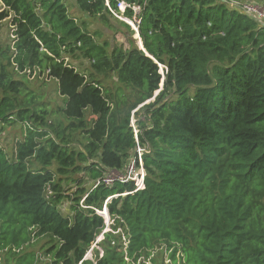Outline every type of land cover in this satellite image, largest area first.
<instances>
[{
    "label": "trees",
    "instance_id": "16d2710c",
    "mask_svg": "<svg viewBox=\"0 0 264 264\" xmlns=\"http://www.w3.org/2000/svg\"><path fill=\"white\" fill-rule=\"evenodd\" d=\"M105 1L75 6L104 24L112 18L124 25L127 48L96 42L63 0H2L0 20L11 17L13 27L11 66L47 71L68 123L53 129L48 111L34 108L23 82L0 63V129L24 124L12 159L0 147V251L13 264H34V252L19 255L33 236L48 240L45 264H157L161 256L167 264H264V26L219 0H124L140 7L138 33L150 58ZM107 1L119 11V0ZM242 1L264 9V0ZM123 15L131 18L132 9ZM75 53L93 73L114 74L133 100L106 93L67 63L65 55ZM77 130L85 138L81 150L70 147ZM136 144L145 149L144 187L105 203L133 190L132 182L101 179L122 170ZM29 158L40 168L30 169ZM53 163L61 175L84 172L92 185L79 180L64 194L48 168ZM63 199L70 214L59 208ZM104 205L108 225L96 212Z\"/></svg>",
    "mask_w": 264,
    "mask_h": 264
},
{
    "label": "rangeland",
    "instance_id": "374dc122",
    "mask_svg": "<svg viewBox=\"0 0 264 264\" xmlns=\"http://www.w3.org/2000/svg\"><path fill=\"white\" fill-rule=\"evenodd\" d=\"M67 7V13L69 16L75 18L76 22L83 28V30L90 33L94 40L99 43H109L111 45L121 46L127 48L129 46V30L118 21L110 19V24H104L101 20L89 17L81 12H79L75 6V0H63ZM4 5L2 0H0V11H2ZM11 17L0 20V63H2L5 68L8 70L11 77L15 80H20L25 86V94H31L34 97V101L38 102V106L34 108L46 109L48 111V122L52 124V128L55 129L59 122L62 124L68 123V121L63 117L59 108L64 105V98L60 96L57 92L56 81L47 76V71L44 69L36 67L34 71H25V73H20V71L14 69L11 66V50L13 46V27L11 25ZM128 30V32L126 31ZM132 39H135V43L139 46V39L135 32L131 35ZM142 43V42H141ZM10 55V56H9ZM65 60L71 66L75 67L79 72L84 74L88 79L92 75L93 78L97 79L100 82L103 90L106 93H111L114 95L115 92L120 91L127 96L129 101L133 100L130 95L132 91L128 88L122 87L116 80V76L112 73L104 75L102 73H93L89 61L83 57L80 53H75L73 55L66 54ZM41 69V72H40ZM22 95H20L21 98ZM130 106V102L127 103ZM133 113V110H132ZM131 113V123L134 122V118ZM93 115L89 114V111L86 112V122L89 124L91 122ZM134 125V123H133ZM49 129V134L54 136ZM69 133V131H67ZM24 135V124L18 121H13L9 123H3L0 129V147L5 152L9 159L14 157V150L16 143L22 139ZM70 147L74 150H81L82 144L85 142L84 135L77 131L70 132ZM43 141V140H40ZM28 166L30 169L36 170L40 168V165L33 159H28ZM54 173L55 181L60 179L62 180L63 193L66 195L72 194L78 187L80 181L82 186L89 188L92 185V180L84 172L78 173V171L71 172L67 174H59L56 171V164H52L48 167ZM125 173V168L120 171L109 170L105 175L110 174V176L115 177ZM58 180V182H60ZM50 190H47V195L51 193ZM70 202L68 199H63L62 203L59 204V208L64 215L70 214ZM48 241L46 237L35 238L32 236L30 243L24 246L23 250L19 252V255L24 251H31L36 254V261L34 264H45L48 260V257L43 255V250L41 247ZM48 244H45L47 246ZM165 261L164 264L170 263L169 258L165 259L161 256L157 264H160L161 261ZM13 257L11 258L5 251H0V264H13ZM146 264H156L154 262H146ZM174 264V263H173Z\"/></svg>",
    "mask_w": 264,
    "mask_h": 264
},
{
    "label": "built area",
    "instance_id": "2783aa9c",
    "mask_svg": "<svg viewBox=\"0 0 264 264\" xmlns=\"http://www.w3.org/2000/svg\"><path fill=\"white\" fill-rule=\"evenodd\" d=\"M219 1L228 2L230 5L234 6L235 8L239 9L240 11L246 13L250 17L254 18L260 25L264 26V9L261 5L256 4V3H252V2L242 1V0H219ZM105 4H106V6H107V8L111 14H113L115 17L125 21L126 23H128L131 26V28L134 30L135 34L139 35V33H138V25L140 22V20L138 18V15L140 12L139 5L129 4L124 0H119V1H117V8L119 11H117L109 5L107 0L105 1ZM126 8L132 9L133 16L131 18H128L125 15H123V11ZM27 71H29V70H27ZM131 125L133 126V123H131ZM133 131H134V134L136 135V129L135 128L133 129ZM144 150L145 149L141 148L138 144H136L135 154L133 156H131V158L128 160V162L124 166L125 173H121L120 175L115 176V177H112V176H110V174H107L101 179L102 182H104L105 184H108V185L113 183V181L117 180L121 183L132 182L133 186H134L133 190H131V191H125L123 193L113 194V195L108 196L105 200V203L108 200L112 199L113 197H117L118 195L123 196V195H126L128 193H134L138 190H141L144 187L145 170H144V167L142 164V158H141V154ZM97 183H99V180H97L95 182V184H97ZM82 200H81L80 204L82 203ZM96 212L99 213L100 215H102L104 217V219H105L106 215H108L105 205L103 206L102 210H96ZM108 223H109V221H108ZM108 223H106V225H108ZM101 235H99L97 237V240L101 239V237H102ZM98 249H99V255L101 256L102 250L99 247H98ZM90 250L87 252L85 257L91 258V251Z\"/></svg>",
    "mask_w": 264,
    "mask_h": 264
},
{
    "label": "water",
    "instance_id": "95a60500",
    "mask_svg": "<svg viewBox=\"0 0 264 264\" xmlns=\"http://www.w3.org/2000/svg\"><path fill=\"white\" fill-rule=\"evenodd\" d=\"M137 37H138V39H139L138 41H139V47H140V49H142V50L145 52V54H146L147 56H149L150 58H152V57H151V56H150V55L144 50L143 45H142V43H141V40H140V38H139V35H137ZM158 65H159V67H160V71H161V73H162V67H161L160 64H158ZM162 84H163V78H162V80H161L159 90L161 89ZM159 90H158V91H159ZM158 91L155 92L154 96L158 93ZM154 96H153L151 99H148L146 102H149L150 100H152V99L154 98ZM108 221H109V217H108V215H106V217H105V222L108 223Z\"/></svg>",
    "mask_w": 264,
    "mask_h": 264
}]
</instances>
